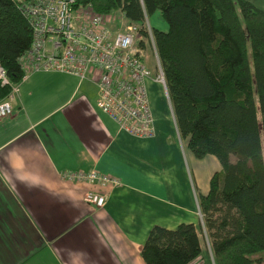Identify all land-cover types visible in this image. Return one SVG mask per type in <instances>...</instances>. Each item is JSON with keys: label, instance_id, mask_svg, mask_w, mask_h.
I'll use <instances>...</instances> for the list:
<instances>
[{"label": "crops", "instance_id": "obj_1", "mask_svg": "<svg viewBox=\"0 0 264 264\" xmlns=\"http://www.w3.org/2000/svg\"><path fill=\"white\" fill-rule=\"evenodd\" d=\"M148 97L155 135L140 139L96 108L90 75L26 74L13 114L0 121V264H145L141 248L153 227L193 224L207 240L198 197L220 164L193 157L152 81ZM80 171L118 184L63 179ZM89 191L106 196L103 208L84 202Z\"/></svg>", "mask_w": 264, "mask_h": 264}, {"label": "trees", "instance_id": "obj_2", "mask_svg": "<svg viewBox=\"0 0 264 264\" xmlns=\"http://www.w3.org/2000/svg\"><path fill=\"white\" fill-rule=\"evenodd\" d=\"M0 0V65L19 84L33 32L24 6ZM102 16L119 12L151 30L176 126L193 157L217 159L198 206L213 264H264V10L248 0H77ZM144 37L146 32L141 29ZM143 46V43H142ZM0 86V101L10 93ZM232 158L235 159L232 162ZM193 224L153 227L145 264H212Z\"/></svg>", "mask_w": 264, "mask_h": 264}, {"label": "built area", "instance_id": "obj_3", "mask_svg": "<svg viewBox=\"0 0 264 264\" xmlns=\"http://www.w3.org/2000/svg\"><path fill=\"white\" fill-rule=\"evenodd\" d=\"M76 4L77 0H33L24 6L33 32L31 47L20 59L24 77L28 72H58L82 81L90 75L97 90L96 108L119 131L140 139L152 138L155 127L148 97L149 82L158 84L169 104L170 100L149 25L145 20L143 26L127 23L121 17L120 25L113 26V14L102 16L93 13L89 6L76 7ZM147 47L155 55L154 73L144 60ZM0 86L11 90L0 101L2 121L13 114L17 84L9 81L1 65ZM63 178L98 186L118 184L117 180L94 171L66 173ZM84 202L101 209L106 196L89 191Z\"/></svg>", "mask_w": 264, "mask_h": 264}, {"label": "rangeland", "instance_id": "obj_4", "mask_svg": "<svg viewBox=\"0 0 264 264\" xmlns=\"http://www.w3.org/2000/svg\"><path fill=\"white\" fill-rule=\"evenodd\" d=\"M248 1L251 2L252 4H254L256 7L264 10V0H248ZM113 16L115 18V23L112 24V25L113 26H119L120 25L121 14L119 12H116V13L113 14ZM147 24L151 28H153V29L155 28V29H159V30H160V28H163L164 26H167L165 24V22L161 19L160 14H159V17H158L157 14H153L152 16L147 17ZM144 60H145L146 65L148 66V68L151 69L152 71H155V69H156V59H155V55L153 53V50L150 47H147L146 50L144 51ZM164 103H165V101H164ZM165 106H167L166 103H165ZM165 106H164V109H165ZM262 156H263V160H264V148L262 150ZM231 161L234 162L235 159L232 158ZM79 173H81V171ZM66 181H69V180H66ZM69 182H72V181H69ZM201 239H202L201 244H202V246H203L205 251H204L203 257L200 258V259L203 260L205 257H208V258H210V261L213 264V260H212V257H211V250H210V247H209L208 240H206V238L204 236H201Z\"/></svg>", "mask_w": 264, "mask_h": 264}]
</instances>
